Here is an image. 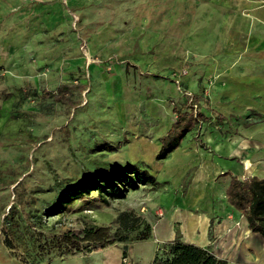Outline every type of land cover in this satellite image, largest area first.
Masks as SVG:
<instances>
[{
    "label": "rangeland",
    "instance_id": "374dc122",
    "mask_svg": "<svg viewBox=\"0 0 264 264\" xmlns=\"http://www.w3.org/2000/svg\"><path fill=\"white\" fill-rule=\"evenodd\" d=\"M6 1L0 10V264H151L169 235L199 244L204 227L191 230L192 219H181L188 211L208 214L211 238L214 214L223 211L211 199L220 189L213 174L219 167L236 170L229 158L237 156L220 155L227 142L243 138L248 148L256 140L264 162V121L248 124L254 113L264 117V0ZM232 1L242 4L237 15L213 9ZM223 15L229 27L216 28L224 26ZM62 84L70 87L69 102L41 96ZM191 99L202 113L198 125L156 160L159 138L175 119L172 108L188 110ZM103 144L116 147L107 151ZM132 163L146 167L156 183L139 184L107 204L91 194L89 205L78 199L69 211L43 214L84 172ZM197 169L204 172L198 181ZM123 209L153 224L152 237L127 244L126 254L123 243L72 255L44 248L67 229H114Z\"/></svg>",
    "mask_w": 264,
    "mask_h": 264
},
{
    "label": "trees",
    "instance_id": "16d2710c",
    "mask_svg": "<svg viewBox=\"0 0 264 264\" xmlns=\"http://www.w3.org/2000/svg\"><path fill=\"white\" fill-rule=\"evenodd\" d=\"M30 94L37 95V92L32 91ZM41 96L63 103L69 102L70 87L62 84L55 90L43 89ZM191 101L188 110L172 108L175 119L166 134L159 138L160 146L155 154L156 160L164 159L179 146L182 137L198 125L202 113L197 109L198 100ZM214 113L216 120L223 123L225 117L221 113ZM102 146L107 151H113L116 147L111 144ZM227 175L230 178L225 192L228 204L244 216L248 229L259 234L264 244V178L248 176L240 179L229 171L219 176ZM148 182L156 183L154 175L146 167L134 163L105 173L89 174L86 171L72 185L63 187L55 202L47 207L43 214L49 216L69 211L74 201L78 199L83 200V205H89L92 200L89 198L91 194H95L105 204L109 199H124L128 190H136L139 184ZM114 223V229L108 225L91 224L79 229L60 231L44 241V248L47 251L56 250L62 255H72L123 243V254H126L127 244L148 240L153 234V224L140 214H136L133 209L118 211ZM12 242V238L7 236L6 247L11 249ZM151 264H227V261L217 257L209 247L184 241L176 234L172 240L161 243L154 253Z\"/></svg>",
    "mask_w": 264,
    "mask_h": 264
},
{
    "label": "crops",
    "instance_id": "0c3cea01",
    "mask_svg": "<svg viewBox=\"0 0 264 264\" xmlns=\"http://www.w3.org/2000/svg\"><path fill=\"white\" fill-rule=\"evenodd\" d=\"M6 0H0V10L3 11L7 5ZM214 6V10L216 11H226V12H237L241 9L242 4H237V2L232 1L229 5H224L220 3L219 5ZM227 7L225 9L224 7ZM244 6V5H243ZM206 8V6H204ZM212 8V7H211ZM224 8V9H223ZM243 8V7H242ZM223 21L225 22L224 26L217 25L216 28L223 29L224 27H229V21L231 20L229 15H223ZM233 19V15H232ZM235 20V22H234ZM232 20L231 22L238 25L237 17ZM9 50L8 46L3 45L1 48V53L5 54V52ZM254 118L248 122L249 125L260 123L264 121V117L258 113H254ZM229 140V139H228ZM233 142H236L234 144ZM245 139L238 138L236 141L227 142L228 147L225 149V152L221 153L226 158H229L230 154L235 155L237 157H232L229 159L236 160V170H233L234 174L243 179L248 176H256L259 178H264V162L260 161V154L258 155L257 150L259 149L258 143L256 140H253L255 144L253 146L245 148ZM160 146V142L157 145V149ZM252 151V155L250 157L249 152ZM264 155V154H263ZM264 157V156H262ZM241 158V159H240ZM254 160V161H253ZM219 167V166H218ZM222 168H216L215 174H213V183L218 184L220 183V189H218L216 193H213L211 196L212 200H216L217 204L220 203V208L222 213L220 215L214 214L216 218L212 220V227H211V238H208V226L210 223V218L208 214H195L191 211L182 212L183 217L181 218L182 221H188L192 219V227L191 230H195L197 232L200 224V228L204 227L205 235L203 236L202 232V239H198L197 241L200 244L199 246H207L209 247L214 254L222 259L227 261V264H264V244L259 234L253 233L247 227L246 219L243 215H241L238 211H236L232 206L227 204L226 202V195L225 191L229 184L230 178H219L218 176L223 173L221 171ZM199 169L196 170L198 172ZM219 172V173H218ZM204 175L203 171H199L198 175L196 176V181L200 180ZM193 179V178H192ZM191 179V181H192ZM216 186V185H215ZM219 195H222L219 197ZM218 196L219 198H217ZM215 207L216 212L220 209ZM214 208L211 210L213 212ZM176 221L173 220L172 223ZM185 222V223H186ZM186 225V224H185ZM174 227L171 226V234H173ZM201 231V230H200ZM198 234V233H197ZM168 240H172L173 238L169 235ZM185 241V240H184ZM164 242V241H163Z\"/></svg>",
    "mask_w": 264,
    "mask_h": 264
},
{
    "label": "bare ground",
    "instance_id": "6f19581e",
    "mask_svg": "<svg viewBox=\"0 0 264 264\" xmlns=\"http://www.w3.org/2000/svg\"><path fill=\"white\" fill-rule=\"evenodd\" d=\"M182 198V197H181ZM179 203V202H178Z\"/></svg>",
    "mask_w": 264,
    "mask_h": 264
}]
</instances>
